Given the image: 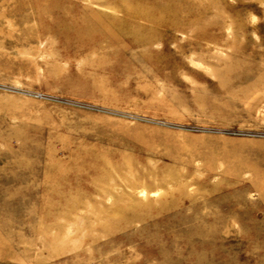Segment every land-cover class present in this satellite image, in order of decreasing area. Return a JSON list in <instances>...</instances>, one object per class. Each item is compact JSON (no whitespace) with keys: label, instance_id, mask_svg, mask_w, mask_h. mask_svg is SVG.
<instances>
[{"label":"rangeland","instance_id":"rangeland-1","mask_svg":"<svg viewBox=\"0 0 264 264\" xmlns=\"http://www.w3.org/2000/svg\"><path fill=\"white\" fill-rule=\"evenodd\" d=\"M0 264H264V0H0Z\"/></svg>","mask_w":264,"mask_h":264},{"label":"bare ground","instance_id":"bare-ground-1","mask_svg":"<svg viewBox=\"0 0 264 264\" xmlns=\"http://www.w3.org/2000/svg\"><path fill=\"white\" fill-rule=\"evenodd\" d=\"M52 11V10H51ZM144 190V189H143Z\"/></svg>","mask_w":264,"mask_h":264}]
</instances>
